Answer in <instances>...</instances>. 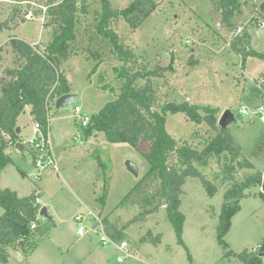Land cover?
Returning a JSON list of instances; mask_svg holds the SVG:
<instances>
[{"label":"rangeland","instance_id":"374dc122","mask_svg":"<svg viewBox=\"0 0 264 264\" xmlns=\"http://www.w3.org/2000/svg\"><path fill=\"white\" fill-rule=\"evenodd\" d=\"M22 1H0V21L6 23L5 26H19L18 37L34 41L42 36L40 42L50 43L57 28L55 16L47 12L45 24L40 19L24 21L26 8L34 9L37 17L42 10L35 4H22ZM32 1L37 5L50 2ZM132 1L111 0V6L114 10H124ZM154 1L157 8L149 16L131 15L134 25L123 15L109 21L108 27L118 35L119 43L134 54V61L128 62L129 73L156 72L157 75L151 76V84L156 91L158 103L182 102L189 96L187 100L192 104L217 109L215 116L218 125L223 112L230 109L237 121L228 125V129L241 144L239 159H249L255 163L254 170L239 169L235 173V181L240 183L247 175L264 171V151L261 153L264 149V125L259 124L258 119L240 113L242 105L255 108L261 102L259 86H264V72L260 71L264 68V61L259 58L249 60V76L259 75L251 79L246 77L243 58L240 62V56L232 48L238 30L242 28L232 31L225 27L221 23L220 12L214 8L211 0ZM59 2L56 0L55 3ZM244 3V12L235 22L252 29L251 19L258 23L264 19V12L260 10L264 0H245ZM77 7L75 38L67 43L64 53L57 57V62L59 70L66 75L72 91L79 99L60 109L56 108L55 100L50 103V142L60 173L46 166L40 171V179L33 176L30 178L27 175L35 171L34 164L30 159L20 158L14 149L12 156L20 170L10 163L0 177L3 183L7 173L18 189L21 188L18 187L19 183L23 186L26 183L34 184L42 190L57 214L56 224L46 223L42 217L37 218V223L40 218L37 231L39 246L31 262L78 264L80 260L79 264H84L82 260L86 257L88 260L85 264L96 258H99L100 264H247L235 254L248 252L245 256L248 257L249 253H256L259 257L261 247H264V200L258 194L261 191L259 185L247 189L246 196L239 200L241 209L233 217L231 229L225 236L228 248L224 249L218 242L217 228L224 194L235 182L223 184L226 173L225 160L222 158L212 157L206 166L194 164L218 188L214 197L207 194L198 177H188L182 187L181 210L186 215L183 238L189 250L178 243L164 204L156 212L145 216L142 213L152 209L158 201L154 200L152 205L145 201L136 202L133 195L128 203L120 204L149 168L142 156L143 152L149 151V144L141 140L135 148L127 142H110L103 132H95L90 136L83 133L86 126L82 125L81 115L75 113V106H80L84 114L92 117L108 101L118 98L123 85V62L114 53L110 39L98 30L103 13L101 0H78ZM257 26L254 28L260 30L262 42L254 48L264 51V28ZM0 32L1 45L8 38L9 32ZM253 43L254 38L251 46ZM45 47L39 46L42 53ZM6 49L8 56L12 49L10 46ZM11 59L7 61V68L17 65L15 60L16 64L12 62L11 65ZM4 79L3 76L1 82ZM146 81L147 78H137L136 86H142ZM107 84L114 87L116 92L103 90ZM199 111L203 116L207 115L203 108ZM166 119V129L170 135L180 144L187 142L200 150L218 133L205 121L201 124L190 121L184 113L168 114ZM25 121L29 124L24 127V135L31 137L33 119L29 114H24L21 122ZM76 135L80 140H77ZM26 150L29 151V146ZM127 159L139 165L137 177L127 169ZM169 163L177 164L175 154H171ZM158 186L157 182L152 183L139 197L142 199L147 195L151 199ZM104 192L105 205L99 200ZM88 210L96 213L103 222L106 218V227L112 229L113 226L121 232L137 258L119 263L116 252L103 246L96 234L78 236L74 217L77 212ZM46 227H50L51 233L41 234L40 231ZM157 237L159 239L156 244L154 239ZM87 243L91 245L90 254H86ZM227 251L235 254L227 256ZM260 259L261 264H264V255ZM10 264L31 263L14 256Z\"/></svg>","mask_w":264,"mask_h":264},{"label":"trees","instance_id":"16d2710c","mask_svg":"<svg viewBox=\"0 0 264 264\" xmlns=\"http://www.w3.org/2000/svg\"><path fill=\"white\" fill-rule=\"evenodd\" d=\"M211 1L214 8L221 14V23L235 31L237 25L233 22V18L241 13L244 3L240 0ZM55 2L56 0H50L49 13L55 16L57 28L54 39L46 45L43 53L39 47H33L22 40H12L13 49L24 58L25 63L14 71L15 80L4 86V96L0 102V172L13 162L12 156L6 149L15 146L17 142H22L17 134V118L24 112L25 106H32V114L42 123L44 133L48 134L51 101L71 92L66 75L59 70L57 57L64 53L67 43L75 38L74 23L75 13L78 11V0H60L58 4ZM101 3L103 13L98 30L101 35L110 39L114 46V53L123 62L121 67L123 85L118 98L108 101L98 114L93 115L83 133L90 136L95 132H103L108 141L127 142L135 148L141 140L149 144V151L142 153L149 168L143 178L123 197L120 204L128 203L133 195L136 197V202L145 201L146 204L152 205L154 200L158 201L152 209L142 213L144 216L156 212L164 204L167 218L176 232L178 243L189 250L183 238L186 215L181 210L182 187L188 177H198L210 197H214L218 192V188L207 180L194 164L206 166L212 157L224 159L226 176L223 184H225L236 180L235 173L239 169L254 170L255 163L249 159H239L241 145L228 127L222 128L217 124L215 116L217 109L192 104L189 100L158 103L156 91L151 84V76L157 73L152 71L138 72L133 75L129 73L128 62L134 61V54L119 43L118 35L108 27L109 21L111 18L123 15L134 25L131 15L139 14L147 17L157 8V3L154 0H133L124 10L112 9L111 0H101ZM253 20L251 19L250 23L252 26H257L258 21ZM250 30L244 27L242 34L237 35V40L232 43L233 50L242 56L243 63L249 57L264 60V52L251 46L253 36ZM239 44L242 45L239 46ZM141 77L147 78L146 83L136 86V79ZM103 90L116 92V89L108 84L103 86ZM200 108H203L207 115L203 116L199 111ZM177 113L186 114L189 120L196 124L205 121L218 130L217 135L201 150L187 142L180 144L166 129L167 115ZM23 148H26L25 144ZM258 150L260 152L261 147ZM263 151L264 149L261 153ZM29 154L34 164L37 151L29 146ZM171 154L177 156V164L169 163ZM98 162L101 164L100 159ZM156 182L159 186L153 192L151 199L147 195L141 199L139 196L143 190ZM255 185L263 188L259 194L264 200V172L260 170L247 175L240 183L235 181L231 189L224 194L217 228L218 242L224 249L228 248L225 236L232 226V219L241 209L239 200L246 196L247 189ZM36 198L35 192L19 197L16 191L0 187V206L4 208V213L0 217V264L8 262L9 248L18 247L25 254H30L37 247L30 228L32 222L37 220L41 208ZM99 200L105 205L106 192ZM104 222L107 226L106 218ZM107 229L116 238H123V234L115 227L112 226V229L107 227ZM158 239V237L155 238L154 243L157 244ZM247 253L235 254L227 251L226 255L235 254L247 264H261V259L255 255L256 253H249V256L245 257Z\"/></svg>","mask_w":264,"mask_h":264},{"label":"crops","instance_id":"0c3cea01","mask_svg":"<svg viewBox=\"0 0 264 264\" xmlns=\"http://www.w3.org/2000/svg\"><path fill=\"white\" fill-rule=\"evenodd\" d=\"M1 2H3V0H0ZM244 2H245V0H244ZM243 2V3H244ZM245 4V3H244ZM244 4L242 5V8H241V13L240 14H238V15H236L234 18H233V22L237 25V23L235 22V20L238 18L239 19V17H240V15L244 12ZM0 6H1V4H0ZM264 20V19H263ZM6 25V23L5 24H3L2 23V21H0V26H2L3 28H0V31H5V32H9V36H8V38H6V41H4L3 42V44H1L0 45V102H1V100H2V98H3V96H4V86L5 85H7L8 83H10V82H12L13 80H15V75H14V71L15 70H17V69H19L20 67H22V65L25 63V60H24V58H22L21 56H20V54H18V52L17 51H15L14 49H13V47H12V40H14V39H16V40H22V41H24V42H26V43H28L29 45H31V46H33V47H39V46H45V45H48L49 43H47V44H44L43 42H40L41 40H43L42 39V36L38 39V40H34V41H30V40H27L26 38H22V37H18V34H17V29L19 28V26H16V27H14V26H11L10 24H8L7 26H5ZM239 27H241L242 28V30L240 31V30H238L239 31V33L237 34V35H241L242 34V31L244 30V27H242V26H240V25H237V28H239ZM251 28H254V26H252ZM250 29V28H249ZM257 31H258V29H256ZM237 31V30H236ZM251 31V30H250ZM259 32V35H260V39H259V43H258V45H257V47H259V45L261 44V42H262V37H261V32H260V30L258 31ZM1 33V32H0ZM236 35V36H237ZM254 38V37H253ZM254 43H255V39H254ZM253 43V44H254ZM40 44V45H39ZM10 46V48L12 49V52L11 53H9V55L7 56L6 55V48H8ZM253 48H254V45H253ZM256 50H258V49H256ZM258 51H260V52H264V51H261V50H258ZM239 56H240V62H241V58H242V56L240 55V54H238ZM11 56H13V57H11ZM11 59V62H10V64L12 65V62H14V64H16L17 63V65H16V67H14V66H11V68H7V65L9 64L7 61H10V59ZM251 59H255V58H253V57H249L246 61H245V63H243V65L245 66V70H246V72H245V75H246V77H249L250 79L251 78H253V77H257L259 74H257L256 76H249V74H248V67H247V63H248V61L249 60H251ZM16 61V63H15V61ZM243 60V59H242ZM264 61V60H263ZM264 65V64H263ZM4 69H5V73H4ZM264 72V68L260 71V72ZM259 72V73H260ZM262 72V73H263ZM3 76H4V80H3V82H1L2 80H1V78H3ZM262 80H264V78H262ZM68 84H69V82H68ZM264 84V83H263ZM70 85V84H69ZM71 88V87H70ZM259 89H260V97H261V102L259 103V104H262L263 102H264V86H262V85H260L259 86ZM70 93H74L73 91H72V89H71V92ZM188 98H190L189 96H187V98H186V100L188 99ZM56 101V100H55ZM258 104V105H259ZM257 105V106H258ZM242 106H246V105H242ZM241 106V107H242ZM256 107V106H255ZM82 109V108H81ZM32 106L31 105H26L25 106V108H24V112H22L19 116H18V118H17V125H18V127L17 128H19V130H17V134H18V136H19V139L20 140H22V142H17L16 143V145H15V147L16 148H14V147H8L7 149H6V151L8 152V153H10V155L12 156V154H13V151H17V153L19 154V157L20 158H22V159H25V160H28V159H30V161H32L31 160V158H30V154H29V151H27L26 150V148H23V144H25V147H27L28 148V145H29V143H28V140L32 137V135H31V137H25V135H24V127H25V125H27V124H29V122L28 121H25V122H21V116L22 115H24V114H29V116L33 119V121H32V123H31V126H32V129H33V133L32 134H34V123L36 122V121H38V120H36V118H35V116L32 114ZM50 112H51V109H50V111H49V114H48V116H49V120H50ZM254 119V118H253ZM255 120V119H254ZM259 122V124H261V125H264V123H261L260 121H258ZM49 126H50V123H49ZM50 132H51V130H50ZM49 132V133H50ZM50 135H51V133L50 134H48V136H49V140H50ZM99 135V134H98ZM76 138H77V140H80V138L76 135ZM76 140V141H77ZM89 141H91V140H89ZM237 141V140H236ZM18 143H21L22 144V147H20V146H18ZM51 143V142H50ZM85 143H87V142H85ZM241 145V144H240ZM15 149V150H14ZM25 150V151H24ZM88 153H89V149H88ZM90 154V153H89ZM12 158H13V162L11 163V164H13V165H15L16 167H17V169H19L20 170V166H19V164L15 161V159H14V157L12 156ZM56 160H57V158H56ZM32 164H33V162H32ZM10 165V164H9ZM8 166V165H7ZM7 166L0 172V177H1V174H2V172L4 171V170H6L7 169ZM58 167H59V164H58ZM34 169H35V167H34ZM263 171V170H262ZM33 172H35V171H31V172H29L28 173V175L27 176H29L30 178H31V174L33 173ZM26 173V172H25ZM59 173H60V167H59ZM41 177H42V175H41ZM0 187H2V188H10V189H12V190H14V191H16V193H17V195L19 196V197H25V196H28V195H30L32 192H35L36 193V195H37V197L39 198V203L41 204V207L42 206H47V209H48V217H43V216H41L42 217V219L46 222V223H51V224H56L57 223V220H56V218H57V214H56V212H54V210L52 209V207L50 206V202H49V200L47 199V198H45L44 197V194H43V192H42V190L41 189H39L37 186H35L34 184H32V183H26L24 186H23V184L22 183H19V186L18 187H21V188H19V189H21V190H23V191H25V192H21L16 186H14V184H12V180H11V178L10 177H8L7 176V173H6V176H5V178H4V180H3V183H1L0 182ZM259 194V193H258ZM240 201H241V199H240ZM41 209V208H40ZM88 211H91V210H88ZM81 212V211H80ZM83 212H85V211H83ZM92 212V211H91ZM3 213H4V208H2L1 206H0V217L3 215ZM77 213H79V212H77ZM96 214V213H95ZM97 215V214H96ZM98 216V215H97ZM51 217V218H50ZM39 221H40V218L38 219V223H39ZM35 223H37L36 221H35ZM37 223V227L35 228V229H32V231H33V235H34V239L36 240V242H37V247L30 253V254H25L23 251H22V249L21 248H18V247H16V248H9V258H8V262L6 263V264H10V262H11V260H12V258L14 257V256H16L17 258H19V259H21L22 261H28V262H30L31 264H34L33 262H31V261H33L34 260V256H35V254H36V251H37V248H38V246H39V237H37V231H38V229H39V224ZM52 229V228H51ZM231 229V228H230ZM47 232H49V233H51V230H50V227L48 228V227H46L44 230H42V231H40V233L41 234H47ZM88 234H94V233H88ZM87 234V235H88ZM86 247H85V249H86V254H90V253H92V250H91V245L89 244V243H87L86 245H85ZM106 247H108V246H106ZM109 248H112L115 252H116V254H118V252L114 249V247H109ZM136 255V254H135ZM98 256V255H97ZM99 257V256H98ZM136 258H137V256H135ZM259 257H261L260 256V254H259ZM90 259V258H89ZM262 259V258H261ZM87 260H88V258H83V260H82V262L85 264L86 262H87ZM116 260H117V256H116ZM79 261V263H80V260H78ZM78 263V264H79ZM88 264H100V260H99V258L97 259H95V260H92V261H88Z\"/></svg>","mask_w":264,"mask_h":264},{"label":"built area","instance_id":"2783aa9c","mask_svg":"<svg viewBox=\"0 0 264 264\" xmlns=\"http://www.w3.org/2000/svg\"><path fill=\"white\" fill-rule=\"evenodd\" d=\"M21 3L28 4V6L31 4H35V6H38L42 10L40 15H38L37 17L35 15L34 9L26 8L23 13L24 21L40 19L42 21V24H45L47 12H49V8L51 5L50 3L46 2V4L37 5V3L33 2L32 0H23ZM258 26L264 28V20L258 23ZM241 30L242 29H240V31ZM74 110L76 114L81 115L82 125L87 126L91 120V117L84 114L80 106H75ZM240 113L242 115L248 116L249 118L258 119L261 123H264V102L262 104H259L255 108L242 106L240 108ZM48 134L44 133L42 123H40L39 121H36L34 123V134L28 140V143L31 148L33 147L37 151V156L36 159L34 160L35 172L31 174V176H33L35 179L41 178L40 171L46 166H51L56 172L59 173L58 163L53 155V150ZM261 191H263V188H261ZM36 202L37 203L40 202L38 197L36 198ZM39 212H38V217H41ZM74 219L77 225V229H76L77 235L81 237L88 233L96 234L98 241L103 246L114 247V249L118 252L117 262L123 263L126 260L136 259L135 252L132 246L129 244V242L126 239L123 238L118 239L115 236H113V234H111L110 231L107 229V227L104 225L103 220H101L93 212L91 211L79 212L75 215ZM36 227L37 224L35 223V221L32 222L30 228L35 229Z\"/></svg>","mask_w":264,"mask_h":264},{"label":"water","instance_id":"95a60500","mask_svg":"<svg viewBox=\"0 0 264 264\" xmlns=\"http://www.w3.org/2000/svg\"><path fill=\"white\" fill-rule=\"evenodd\" d=\"M260 10H261V12H264V3L261 5ZM251 34L255 39L254 46H257L259 43V39H260L259 32L256 30V28H252ZM78 99H79V96L77 94L67 93V94H64V95H62L56 99L55 106H56V108L60 109L62 107L76 103L78 101ZM236 121H237V117L235 116V114L230 109H227L221 115V117L219 119V125L222 128H226V127H228V125H230ZM17 130H19V128H17ZM18 146L22 147V144L18 143ZM126 167L134 176L137 177L139 175V165L135 161L127 159ZM39 213L43 217H48L47 206H45V205L42 206ZM95 226H96V224H95ZM263 255H264V247H261L260 256H263Z\"/></svg>","mask_w":264,"mask_h":264}]
</instances>
